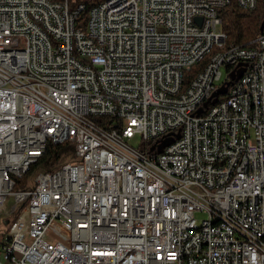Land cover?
Listing matches in <instances>:
<instances>
[{
	"label": "built area",
	"instance_id": "built-area-1",
	"mask_svg": "<svg viewBox=\"0 0 264 264\" xmlns=\"http://www.w3.org/2000/svg\"><path fill=\"white\" fill-rule=\"evenodd\" d=\"M227 3L100 0L81 31L84 3L0 0V264H264V27L187 77Z\"/></svg>",
	"mask_w": 264,
	"mask_h": 264
},
{
	"label": "trees",
	"instance_id": "trees-1",
	"mask_svg": "<svg viewBox=\"0 0 264 264\" xmlns=\"http://www.w3.org/2000/svg\"><path fill=\"white\" fill-rule=\"evenodd\" d=\"M100 0H67V4L71 11H75L76 7L80 3H84L85 7L75 17L76 28L84 31L86 22L89 15V10ZM228 3L217 11L218 17L221 19V29L225 36V44L223 48H212L207 58L202 64L197 65L189 71L187 75L188 81H192L193 78L202 70L203 66L207 63L210 57L219 51H224V48L230 46H236L239 48L249 47L253 44V41L260 35V26L264 19V0H256V6L254 10H244L240 8L236 0H227ZM238 76V74H236ZM235 81V76L232 78ZM232 84L229 83L228 87ZM222 86V85H221ZM225 90V88L223 89ZM219 90L216 96L210 100L204 102L205 108L212 107L213 102H217L218 99L223 98L227 91ZM224 93V94H223ZM150 146V143L144 145ZM143 146V147H144ZM153 153L155 150L152 151ZM73 155V143L66 142L61 145H53L48 143L45 154L40 159L37 167H42L43 172H55L64 162L74 161Z\"/></svg>",
	"mask_w": 264,
	"mask_h": 264
},
{
	"label": "rangeland",
	"instance_id": "rangeland-1",
	"mask_svg": "<svg viewBox=\"0 0 264 264\" xmlns=\"http://www.w3.org/2000/svg\"><path fill=\"white\" fill-rule=\"evenodd\" d=\"M220 48H223V46L220 47ZM222 72H223V74L225 76V73H224V70L223 69H222ZM168 142H169V140H166V143H168ZM130 144L132 146H134V147L140 145V137L136 135L131 140ZM75 162H76V160H74V161H66L63 164H65V163H71V164H73ZM41 172H43L42 167H35V168H33V170L25 178V186H24L23 189H25V190L32 189L34 187V184H35V178H36V176L39 173H41ZM11 203H12V199L9 197L7 199V202H6L5 206H4V210L1 212V214H2L1 216L2 217L0 218V243L2 242L3 237L4 236H7L8 232H9V228H10L12 222L14 221V219H15L17 213H18V211H17V212H15V214H12V215H6L5 214L8 211L9 206H10ZM194 218H195V220H196L197 223H200L202 220H205L206 219V215L203 214V213H196L194 215ZM0 258H1V251H0Z\"/></svg>",
	"mask_w": 264,
	"mask_h": 264
},
{
	"label": "bare ground",
	"instance_id": "bare-ground-1",
	"mask_svg": "<svg viewBox=\"0 0 264 264\" xmlns=\"http://www.w3.org/2000/svg\"><path fill=\"white\" fill-rule=\"evenodd\" d=\"M255 6H256V3H255ZM222 35H223V33H222ZM223 37H224V39L221 40V43H216L215 46H210L206 50V52L202 54L200 61L197 62V65H200V64L203 63V61L207 58V56L210 53L212 48H220V47L224 46V44H225V36L223 35ZM259 38H260V35L254 41H257ZM223 53H224V51H219L216 54H214L212 57H210L209 60L207 61V63L203 66L202 70L195 76V78H193L192 81H199V75L203 74L204 71L206 70V67H210V63L212 61H214L218 57L219 54H223ZM193 68L194 67H190L189 71L191 69H193ZM182 95H190V88H182Z\"/></svg>",
	"mask_w": 264,
	"mask_h": 264
},
{
	"label": "water",
	"instance_id": "water-1",
	"mask_svg": "<svg viewBox=\"0 0 264 264\" xmlns=\"http://www.w3.org/2000/svg\"><path fill=\"white\" fill-rule=\"evenodd\" d=\"M263 27H264V19H263V21H262V23H261V26H260V31H262V29H263ZM224 92H226V91H224ZM224 94V93H223ZM169 143H167L166 145H168ZM166 145H164V146H166ZM159 153V152H158ZM160 153H161V150H160Z\"/></svg>",
	"mask_w": 264,
	"mask_h": 264
}]
</instances>
